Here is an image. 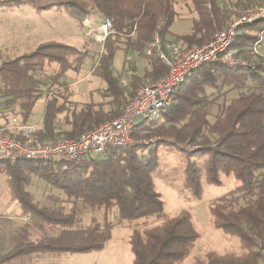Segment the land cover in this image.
Instances as JSON below:
<instances>
[{
	"label": "trees",
	"instance_id": "trees-1",
	"mask_svg": "<svg viewBox=\"0 0 264 264\" xmlns=\"http://www.w3.org/2000/svg\"><path fill=\"white\" fill-rule=\"evenodd\" d=\"M91 1L87 5L81 0H69L63 5L79 21L98 14L113 23V34L93 70V75L106 85L102 96L110 99V111L106 112L103 104L71 111L68 89L59 84L70 70L95 62V55L89 52L50 42L23 56L2 60L0 112L11 111L21 122L29 123L37 102L45 92H53L49 99L45 97V111L39 122L42 130L38 136L42 140L78 138L121 115L125 90L113 73L116 51L121 45L145 57V49L159 33L164 42L198 47L208 42L228 19L227 11L220 5L225 0ZM225 2L249 7L257 0ZM11 3L0 1L1 5ZM185 14L190 16L191 32L170 39L171 27ZM263 27L264 20L251 29ZM256 39L240 34L233 48L251 59L247 49ZM150 59L149 75L154 76L153 81L165 76L167 69L161 61L156 56ZM51 66L56 70L48 76L45 72ZM39 73L46 76L44 80L36 78ZM131 88L134 93L136 84ZM230 93L236 96L226 101ZM65 113L68 116L63 117L62 124L60 116ZM155 136L165 137L166 142L178 145L189 157L198 158L185 170L187 186L197 198L203 194L202 180L220 186L222 177L231 176L238 184L214 200L209 210L213 226L227 238L237 239L241 253L210 251L204 260L194 264H258L264 248V65L256 69L209 65L194 72L164 109L161 121L139 122L135 126V139ZM183 144L196 149L186 151L181 147ZM157 147L158 144L115 149L104 157H86L70 163H0V172L8 176L12 199L19 204L22 215L30 218L24 229L25 237L0 257V263L30 254L100 252L117 225H128L132 229L129 239L132 264H182L201 235L191 212L164 215L165 204L153 178L159 167L154 152ZM144 150L149 153H143ZM33 176L44 180L67 201L51 194L45 202H38L27 190ZM82 211L93 213L87 224L80 217ZM114 212L118 216L115 222L111 218ZM96 214H103V221ZM154 219L160 221L153 222ZM33 230L41 233L34 242L27 236Z\"/></svg>",
	"mask_w": 264,
	"mask_h": 264
},
{
	"label": "built area",
	"instance_id": "built-area-1",
	"mask_svg": "<svg viewBox=\"0 0 264 264\" xmlns=\"http://www.w3.org/2000/svg\"><path fill=\"white\" fill-rule=\"evenodd\" d=\"M209 1V0H207ZM227 11L228 19L217 29L212 38L201 46L185 48L175 41L164 42L156 33L145 49V57L156 56L166 67L167 74L153 82L138 86L131 93L126 81L121 82L125 89V104L121 115L107 121L74 139L42 140L38 136L42 130L41 123H23L13 116L10 122L0 125V163L16 161H43L50 163H70L81 158L104 157L110 150L156 145L160 138L139 141L133 137L135 126L139 122H159L164 109L171 105L173 97L182 84L194 72L209 65H222L227 68L251 67L256 69L264 65V27L253 31L252 26L264 20V0L249 7L221 2ZM211 10V4H207ZM85 39H94L102 55L105 43L113 34V23L105 18L99 24H92L87 19L82 21ZM256 41L248 47L251 59L233 44L240 34H250ZM2 59H0V67ZM46 76L37 74L36 78L44 80ZM53 92H45L49 99ZM1 104V99H0ZM186 151L196 147L181 145ZM262 259L264 264V248Z\"/></svg>",
	"mask_w": 264,
	"mask_h": 264
},
{
	"label": "rangeland",
	"instance_id": "rangeland-1",
	"mask_svg": "<svg viewBox=\"0 0 264 264\" xmlns=\"http://www.w3.org/2000/svg\"><path fill=\"white\" fill-rule=\"evenodd\" d=\"M12 1L11 5H1V12L3 15H0V58L2 59H12L17 56L31 52L35 48V42L32 38L29 37V33L38 35V32L43 30L49 32V27L54 24V21H49L52 18L47 16L51 15L48 9L43 8H34L30 3L32 0H22L24 4L22 7L16 8L15 0ZM86 3L89 0H84ZM11 9L14 12V17L9 19L8 11ZM53 11V10H52ZM28 14V15H27ZM46 14V15H44ZM186 15V14H185ZM18 18L21 25L15 26L10 25L6 30L4 23L7 20H13ZM48 19V20H46ZM102 19V18H101ZM98 20V22L101 21ZM97 22V23H98ZM35 25V28L30 30L31 26ZM39 25V26H38ZM191 27L190 22H179L171 27V32L174 33H183ZM218 29V28H217ZM248 36H253V33L246 34ZM87 43L92 46L93 55H95V62H87L83 66V72H87L89 68H94V63L98 60L99 57V45L94 39L87 40ZM264 43V42H263ZM8 45L11 46L9 49ZM94 46V47H93ZM264 54V50H263ZM56 70L55 66L47 67L46 75L50 76ZM70 83L66 82V85ZM86 89H90L87 84H83ZM68 89V87H67ZM124 89V88H123ZM125 90V89H124ZM236 96V93H230L227 96L226 101ZM69 102V101H68ZM70 103V102H69ZM46 106V99L42 97L36 104L31 121L33 123H38L42 121ZM69 108L72 111L75 106L69 104ZM70 113V112H69ZM68 116L66 113L60 116L61 123L63 124V117ZM13 115L11 111L1 110L0 112V125H4L7 122H10ZM64 129H68L67 127ZM160 138L157 144L158 147L154 150L156 157L158 159L159 167L153 173V178L156 183L157 191L162 195V199L165 204L164 215L165 216H174L180 211L187 210L191 212L194 217L195 225L201 235L200 239L196 242L195 248L191 252L190 256L182 264H194L197 260H200L205 257V255L210 251H219L221 253L226 251H234L241 253L240 244L237 239H227L221 231L217 230L213 226L212 216L210 214L209 206L210 204L226 194L232 191L237 187V181L233 177H223V183L220 186L208 185L205 180H202L203 185V194L200 198H197L188 188L187 182L185 180V170L189 163L197 161L198 158L194 156L189 157L188 154L182 150L178 145L171 144L166 142V138L163 136H155L148 139H136L139 141H149L152 139ZM184 145V144H183ZM153 146V145H150ZM139 147H146L145 145H140ZM149 153V151L144 150L143 153ZM203 160H200L199 163L202 164ZM27 190L34 194L38 202L45 201L46 196L54 194L60 195L58 191H54L51 186L46 183L44 180L31 177V185ZM10 189L8 184V176L4 172H0V217H4L8 212L4 213L5 206L8 204L10 198ZM12 197V196H11ZM60 198L64 196L60 195ZM13 200V199H12ZM62 201H64L61 198ZM14 201V200H13ZM16 203H14L15 206ZM66 208H69V204L63 203ZM12 205V204H11ZM13 206L8 208V211L11 212ZM117 212L113 213L112 221L115 222L117 217L115 216ZM93 216V213L82 211L81 219L83 223L87 224L90 221V218ZM97 217L103 221V214H96ZM160 220H153V222H159ZM81 226H85L80 224ZM3 221H0V227H3ZM123 227L119 225L114 232V240L112 244L108 247L109 256H100L99 259L101 262L110 260L113 264H128L129 259L131 258L132 253L130 251V246L128 242L127 232ZM119 244V247L115 246ZM89 255H83L80 258H83V264H89L91 257ZM98 256V255H97ZM69 264H76L74 261L68 262ZM80 264V262H79ZM100 264V263H99Z\"/></svg>",
	"mask_w": 264,
	"mask_h": 264
},
{
	"label": "crops",
	"instance_id": "crops-1",
	"mask_svg": "<svg viewBox=\"0 0 264 264\" xmlns=\"http://www.w3.org/2000/svg\"><path fill=\"white\" fill-rule=\"evenodd\" d=\"M0 1H10V0H0ZM18 1L19 2H17L15 5L16 8L22 7V5L24 4L23 2H26L22 0H18ZM68 1L69 0H32L30 1V3L33 5L34 8L48 9L51 15L47 17L52 18L49 21H54V24L49 27V32H46V30L45 32L43 30L36 31L38 32V35H35L31 32L29 33V37L32 38L33 42H35V48L33 50H35L41 44L56 42V43H61L64 45L75 47L81 51L89 52L90 54L94 53L92 46L87 43V40L89 39H85V37L83 36V26H82L83 20L79 21L76 18H74L69 12V10L63 5L64 3ZM81 1L85 2L84 0H81ZM225 1L230 2L234 0H225ZM11 4H7V5H11ZM86 4L91 5L92 1L89 0L87 1ZM1 11L2 10L0 8V15H3V12ZM8 12L9 13L7 17L9 19H12L14 17L13 15L14 12H12L11 9ZM101 18L102 17L97 14V15H93L90 19H87V20L90 21L92 24L96 25L103 21V18L102 19ZM99 19H101L100 22H98ZM179 22H190L191 27H189V29L183 33L171 32L170 39H173L172 38L173 36H182V35H185L191 32L192 23H191L189 15H184L181 19L175 22L173 26ZM10 25H15L17 27L21 25V22H19L18 18H15L13 20H7L6 23H4L6 30L8 29V26ZM33 28H35V25L31 26L30 30H32ZM183 45L181 46L186 47L185 44ZM8 47L9 49L11 48L10 45H8ZM17 57H20V56H17ZM151 62H152L151 59L146 58V57H139L135 52L121 45L116 51V55H115V59L113 63V73L115 76L119 78L120 86H121V82L124 80L128 83L129 91L132 89L131 88L132 84H136V89H137L138 86L140 85L153 82L154 76L149 75L151 71ZM83 66L80 69L70 70L67 73L66 77H62L59 80V84L68 87V101L71 103V105H74L75 108L77 109H85L89 106L98 107L99 105L103 104L105 105V111L106 112L110 111V105H109L110 99L109 98L105 99L102 96V91L106 87L105 83H103L98 77L93 75L94 68H89L87 72L86 71L83 72L82 71ZM66 82L67 83L69 82L70 84L66 85ZM83 84H87L90 87V89H86ZM222 181H223V177H222ZM47 197L48 195L46 196L45 201L47 200ZM61 198L64 201H67L66 197L65 198L61 197ZM40 202L42 203V201ZM7 203L8 204L5 206L6 211L4 213L6 212L8 213L4 217H0V221H3V224H4L3 227H0V257L9 253L18 244H20L21 240L26 235L25 230H24L26 228L25 226L28 222H30L29 217H25L22 215V211L20 209L19 204L12 200L11 193H10L9 201L7 200ZM14 203H16L15 206H14ZM10 206L11 207L13 206V209L11 212L8 211V208ZM115 216L117 217V214ZM121 226L123 227L122 229H124L125 231H128L127 237L130 239L132 229L128 225H121ZM117 227H119V225H117L113 229L111 240L106 244L105 248L100 252H94V253H89V254H45V255L30 254V255L21 256L13 260H10L8 262H4L0 264H69L68 262H71V261H74L76 264H79V262L80 264H83V258H80L83 255H89L88 257H91L89 260V264H99V263L100 264H113V262L110 260L101 262L99 257L109 256L108 247L112 244L114 240V232L117 229ZM27 236H29L28 238L32 242H34L35 240L40 238L41 233L33 230L30 233H27ZM129 239H128V242H129ZM115 246L119 247V244H116ZM129 246H130V243H129ZM130 251H131V247H130ZM205 257L200 260H204ZM133 259H134V256H131L128 264H132Z\"/></svg>",
	"mask_w": 264,
	"mask_h": 264
}]
</instances>
